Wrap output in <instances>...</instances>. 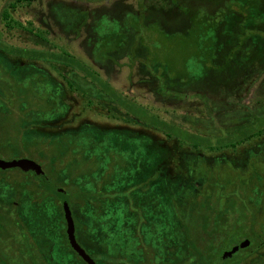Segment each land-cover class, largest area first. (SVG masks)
I'll return each instance as SVG.
<instances>
[{"label":"rangeland","instance_id":"1","mask_svg":"<svg viewBox=\"0 0 264 264\" xmlns=\"http://www.w3.org/2000/svg\"><path fill=\"white\" fill-rule=\"evenodd\" d=\"M14 1L0 0L1 40L22 48L68 52L99 71L121 96L124 95L123 100L140 108V111L131 110L132 115L129 117L119 115L120 118H113L111 115H115L116 110L112 105L118 106L122 111L120 113L124 114L129 109L126 111L107 96L100 98L105 100L101 102L96 98L93 101L96 107H87V97L71 92L66 83L69 81H65L64 76L78 79L80 92L86 88L96 92L98 87L92 85L91 80L88 82L89 79H84L81 72L56 64L60 68L58 70L43 59L30 61L7 54L5 60L8 65H13L11 68L20 72L11 76L0 72V159H31L43 168L47 177L51 176L50 172L53 176L62 172V187L72 195L71 211L76 239L96 264H187L186 258L180 260L181 254L176 248L180 244L179 250H185L187 245L183 244L188 240L199 248L205 243L214 248L215 244L221 242L215 250L218 254L214 260L216 264H232L238 256L243 255L239 264H264V135L261 139L241 143L235 148L198 151L187 145L180 146L178 141L169 140L163 132L141 125L150 116L158 114L188 130L193 127L205 129L212 125L209 115L213 114L214 122L225 127L238 120L236 117L230 118L233 113L231 110L243 115V123L247 112L264 109V59L252 58L245 69L233 70L223 79L205 85L207 106L199 97H194L197 92L195 88L186 90L184 100L172 99L161 94L162 83L158 76L149 73L138 61L130 66V39L117 52L113 51L112 60L98 65L92 57V52L97 50V45L103 39L113 34L112 40L116 41V34L121 30V20L110 17L106 11L117 13L120 9H126L136 12L137 0H36L31 4L17 3L15 9L9 10L10 18L4 21L3 10ZM177 2L181 7L190 6L188 0ZM54 8L65 18L74 15L76 9L83 15L77 22L76 18L70 22H58V14L55 11L54 16L50 13ZM144 9L146 21L158 20L166 30L172 31L186 22L179 7L171 0H144ZM6 22L11 28L6 26ZM155 26L147 28L153 37L157 35ZM94 30L97 32L96 38L90 39ZM169 35H162L164 41L158 42L157 55L145 52L144 58L151 62V67L160 75V79L164 76L173 79L176 76L173 74H177L175 71L184 66H187L189 73L198 74L200 67L197 64L190 71L192 60L189 57V40H184L177 32ZM41 37L44 41H40ZM1 51L0 56L3 55ZM29 63L35 67L31 68ZM28 69H33V74H29ZM43 74L48 75L50 82L47 78L42 82ZM211 107L216 109L212 110ZM107 109H110L111 115ZM124 117L128 118L129 123ZM206 118L209 122H206ZM87 128L109 132L119 130L129 135L123 137L128 149L121 152L127 157L130 149L138 154L139 143L134 137H145L149 140L151 154H160V158H150L149 167L143 172L140 159L132 157L130 152L129 160L115 154L107 139L96 142L93 133L86 131ZM78 130L81 131L75 136V142L71 143L79 148V152L81 150L82 157L74 163L71 157L74 154L65 150L67 169L65 163L61 168L62 161L59 163L46 159L47 148L39 149L36 140H32L40 135H57L61 138L62 133L66 135ZM27 142L32 145L26 146ZM56 148L59 149V146L49 147L50 151H56ZM107 149L112 153L109 166L105 168L102 157L106 158L104 154ZM84 155L91 159L88 160ZM161 165L164 173L159 171ZM101 169L102 172L106 169V181L99 178ZM47 170H50L49 174ZM6 174L14 176L12 188L16 193L28 194L32 190L27 181L23 186L19 184L21 187L16 185L17 178L23 176L18 169H0V196L12 192L6 177L11 180ZM51 186L54 187L50 184V192L53 189ZM87 193L95 195L93 202L80 196ZM209 203L216 204L217 211L228 216L230 234H220L215 244L202 238L206 237V233L201 214H208ZM43 204L50 215V232L56 228L53 238L57 243L56 257H63L66 264H84L65 243L56 198L50 196V201ZM229 205H234L232 211ZM34 206L26 204L29 210ZM8 209L11 208L5 202H0V240L7 238L3 230L15 225ZM236 219H239L237 225L234 224ZM244 229L250 234L251 246L237 250L228 260L221 259L224 251L243 240ZM257 234L259 237L254 238ZM17 261L25 263V260ZM6 263L13 264L9 261ZM30 263L39 264L36 259Z\"/></svg>","mask_w":264,"mask_h":264},{"label":"trees","instance_id":"2","mask_svg":"<svg viewBox=\"0 0 264 264\" xmlns=\"http://www.w3.org/2000/svg\"><path fill=\"white\" fill-rule=\"evenodd\" d=\"M36 0H15L14 2L10 3L2 13V19L5 21L9 19V10H13L16 8L17 3H25V4H31ZM87 1V0H84ZM93 1V0H90ZM137 10L136 12H132L130 10L126 9H120L117 13H113L112 11L108 10L106 11L108 14H110V17H116L121 20V30L118 34H116L117 38L116 41L112 40L113 34L109 35V37H106V39H103L100 45H97V50L95 49L94 52H92V57L98 65H101L105 62H107L108 59L112 60L111 55L113 54V51L117 52L119 47H122L123 43L128 42L129 39L131 40L129 45V60H130V66H132L135 62H140V65L142 67H145V69L149 73H154V76H158V80L161 85V94L172 99H179L184 100L186 98V90L188 88H195L197 89L196 94H194V97H199L203 103L207 106V99L205 97V92L207 89L204 88V86L209 85L213 83V81L223 79L224 76L230 74L233 70H243L245 69V66L247 63H250L252 58L254 60L256 59H264L263 56V50L264 49V0H188L190 1V6H184L181 7L177 0H171L172 3L179 7L181 14L183 18L186 19V22L170 31L166 30L161 26L159 21H146L145 19V9H144V0H137ZM58 14L57 21L62 22H70L73 19L77 21L80 16L83 14H79V10H74L75 14L70 16L69 18H65L62 14H60L59 11H57V8H54V10H51V14L54 16L55 12ZM78 14V15H77ZM75 15H77L75 17ZM96 18V16H93ZM84 21V20H83ZM5 23V22H4ZM76 24V23H73ZM155 28L157 30V35L155 37L151 36L149 32L147 31L148 27L151 28L152 25H155ZM6 26L11 28V25L9 22H6ZM179 33L181 34L185 40L187 38L190 43V59L192 60L190 62V71L192 66H195L197 64L200 67V70L198 74L189 73L187 66H184L183 68L180 67L179 70H176L175 72L177 74L174 76L173 79H166L164 76L162 79L159 78V74H157L154 69L151 67V62L149 60H146L143 56L145 52H150L154 55H157V50L159 48V41L163 42L165 35L170 36L169 34L172 33ZM94 35L91 38H96V30H94ZM159 34V35H158ZM36 35V34H35ZM163 35V36H162ZM1 36V34H0ZM37 36V35H36ZM186 36V37H185ZM158 37V38H157ZM156 38V39H153ZM112 40V42H111ZM183 40V41H184ZM40 41H44V39L41 37ZM95 41V40H94ZM92 40L93 44H96ZM262 46V47H261ZM0 48L2 49V54L0 56V72L3 75L11 76L14 73H18L17 69L13 70L11 68L13 65H8V62L5 60V57L7 54L21 58V59H28L30 61L32 60H42L47 63H52L56 69H60L56 64H60L59 66H64L65 69H72L74 71H79L84 75V79H89L92 85H96L98 89L95 91H91L90 88H86L85 91H79L77 84L78 79H74V77L71 76V79H68L67 76H64V79L69 81L67 83V86L69 87L70 91L73 93H76V95H79L80 97H87V107H96L93 105V101L96 100V98L101 102L105 101L104 98L100 99L102 97H110L113 99V101L119 103L120 107L125 109L127 112L120 113L121 109L118 108L115 104L112 105L113 109L116 110L115 115H111L110 109H107L108 114H110L113 118H120L119 115L123 116H131L130 114L131 110H137L140 111V108L138 105L129 102L127 100L122 99V95L118 93L117 90H115L114 87H112L108 80L103 78L99 71L95 70L93 67L91 68L89 64L85 63L84 61L80 60V58H77L76 56L66 53V52H58V51H52L47 49H41V48H22L17 47L8 44L7 42L0 39ZM139 52V54H137ZM262 52V53H261ZM48 56H43V55ZM4 56V57H3ZM188 57V58H189ZM71 58V59H70ZM7 62V63H6ZM35 62V61H33ZM29 66L35 67L33 63H29ZM29 74H33V69L29 71L27 70ZM26 74V72H25ZM19 76V75H18ZM45 74H43V81H46L45 78H47ZM47 80L50 82V80L47 78ZM107 80V81H106ZM76 84V85H75ZM113 94V95H111ZM107 96V97H106ZM121 97V98H120ZM117 99L118 101L114 100ZM122 102V104H121ZM103 104V103H101ZM262 104V103H261ZM264 106V105H262ZM210 109L214 110L216 109L214 107H211ZM231 113V117L238 118L237 121H233L231 125L228 126H221V123L217 125L213 120L212 117L213 114L209 115V121L211 120L212 125L205 128H194L191 130L182 128L176 124H173L163 118H161L158 114H155L153 116L149 117V120L144 121L145 124H141L143 126H149L152 127L155 130L163 132L169 140H176L179 142L180 146L187 145L189 148H192L194 150H210V151H221L223 149L227 148H235L237 145L249 142L254 139H261V137L264 135V109L257 110L255 109L250 110L247 112V114L244 115L245 120L242 123V116L237 112ZM122 112V111H121ZM124 112V111H123ZM210 112H208L209 114ZM249 113V114H248ZM206 114V115H208ZM127 117H124L126 121H128ZM152 118V119H150ZM208 118V117H207ZM205 119L206 122H209ZM135 119V118H134ZM136 122V121H135ZM148 124H147V123ZM129 123V121H128ZM210 124V123H209ZM81 130H78L77 132L67 133L66 135L63 134L61 138H59L57 135L52 137H46L45 135H40L41 137L33 138L32 140H36L37 147L39 149H46L48 153V160L51 161H59V163L62 161V167H64L65 163V169H67V162L68 159L65 156V150L71 151L72 154H74L73 161L76 162L79 160L81 155V150L79 152V148L75 147L71 142H75V136L80 132ZM86 131H90L93 133V137L96 139V142L99 143L102 142V140L107 139L110 143V148L114 151L115 154H119L124 159H126V154L123 155L121 152H124L126 149V143L124 142L123 137L129 136L125 134L124 132H109V131H94L92 129H86ZM111 134V135H110ZM109 135V136H107ZM66 136V138L64 137ZM106 136V137H105ZM131 137V136H130ZM49 138V139H47ZM136 138L138 141V147H137V153L134 154V152L130 149L129 152L132 153V157L140 159V162L143 164V172L146 170V168L149 167L150 158L158 159L160 158V154L154 155L151 154V149L148 148V142L149 140L145 137L142 138ZM48 142V143H47ZM31 143L27 142L26 146H31ZM56 145L59 146V149L56 151H50L49 147ZM66 146V147H64ZM136 149V148H135ZM128 152L127 160L131 158L130 154ZM112 151L107 149L104 156L102 157L104 159V165L105 168L109 166V160L110 155ZM155 156V157H151ZM86 156V155H84ZM70 157V156H68ZM88 160L91 159L90 156H86ZM151 159V160H152ZM66 160V161H65ZM44 161V160H43ZM46 161V160H45ZM65 161V162H64ZM162 166V165H161ZM6 171V170H4ZM63 171V170H62ZM161 173L164 171L163 166L159 169ZM48 172V170H47ZM50 172V170H49ZM48 172V174H49ZM60 175L53 176V174L50 172L49 178V186L52 184L54 187L51 186L52 191L50 192L53 197L56 198L58 201V208L60 210L61 214V224H62V235L65 240V243L67 246L77 255L79 259L83 261L82 258L72 249V247L69 245V243L66 240V233H65V223H64V217H63V206L67 205L71 208L72 202V195H70L67 190L62 187L63 186V177L62 172H59ZM98 173H101L99 178H102L104 181H106L105 174L106 169L102 172L99 171ZM164 173V172H163ZM109 174V173H108ZM9 181L6 178V181H8L11 188L13 186L12 182L14 183V178L9 176ZM19 179V178H18ZM17 179V184L19 185V180ZM3 180V178H2ZM52 181V182H50ZM159 182H157L158 184ZM19 187H21L19 185ZM59 188L64 190H59ZM173 190V188H172ZM167 193V192H166ZM68 196V197H67ZM80 196L82 198H86L87 201L93 202L94 194H83ZM193 196H199V194ZM60 197H64L65 199H62ZM202 198V197H201ZM43 198L37 199V202L34 203V209L33 213L38 216V213H45V222L41 228V231L39 232V237L46 236L49 238V244L45 243L43 246H48L49 248H52V252L49 257H46V259L41 262L37 260V263L42 264H66L63 261V257H56L55 250H57V243L55 244L54 237L56 235V228L53 232H50L48 230L51 225L48 223L50 222V215L48 214L46 208V205L43 204ZM50 201V200H49ZM192 201V198L190 197V202ZM28 204L27 202H25ZM42 203V204H41ZM205 206V205H204ZM234 206V205H233ZM232 205H229V209L232 211L233 207ZM212 207L216 208V204L209 203L208 207V214H201L202 220L204 221L203 229H205L206 237H202L204 240L207 238L209 241H213L215 244L216 238L218 236H227L229 233L228 230V216H225V213L218 212L217 208L213 209ZM191 208V207H190ZM217 211V212H216ZM30 213V211H28ZM31 218H34L35 216L31 215ZM215 215V216H214ZM30 216H27L30 217ZM240 219V218H239ZM239 219L234 221V224H238ZM33 227H36L37 221L35 224V220L33 221ZM46 223V227H45ZM49 224V226H48ZM227 228V229H226ZM51 229V228H50ZM242 229V227H241ZM245 230V229H244ZM242 231L244 237L241 239H249L251 240L250 234L245 231ZM221 234V235H220ZM38 235V233H37ZM250 237V238H249ZM259 237L254 236V238ZM188 243V244H187ZM221 243V242H220ZM219 243V244H220ZM47 244V245H46ZM209 244V243H208ZM215 244V247L212 248L210 245L207 246V244H201V247H197L191 240L184 242L183 245H187L185 250H179V246L177 245V250L180 252L181 256H179L183 260V258H186L188 260L187 262L190 264H216L214 261L218 254L215 252L217 247L219 246ZM252 244V243H251ZM248 245L244 249H248L250 246ZM179 247V248H178ZM184 249V246H183ZM184 254L182 255V253ZM186 252V253H185ZM2 257L0 259L7 260L6 262H11L10 258L4 257L5 253H1ZM0 254V255H1ZM217 255V256H216ZM243 256H238L237 260H235L232 264H239V262L244 258ZM230 257V256H229ZM221 258V257H220ZM226 259V258H225ZM229 258L227 257V260ZM225 261V260H224ZM84 262V261H83ZM183 263V262H182ZM181 263V264H182ZM187 263V264H188ZM10 264V263H9ZM13 264H16L14 261ZM84 264H86L84 262ZM96 264V262H95Z\"/></svg>","mask_w":264,"mask_h":264},{"label":"flooded vegetation","instance_id":"3","mask_svg":"<svg viewBox=\"0 0 264 264\" xmlns=\"http://www.w3.org/2000/svg\"><path fill=\"white\" fill-rule=\"evenodd\" d=\"M14 168L18 169L19 172L23 175L22 178L19 179L20 181L19 184L23 186L24 184H26L27 181L29 184H31L30 189L32 190H30L28 194H24V193L18 194L12 188V192L5 193L6 196L4 194L0 196V202H5L7 207L11 208L8 209L11 211L8 214L12 216V219H14V224H15L9 230L6 231L3 230V234L5 236L7 235V238L5 240H0V254L5 253L4 257L8 256L7 258H10L11 262L13 263L15 261L16 264H20L17 260H23V261L25 260L24 261L25 263H21V264H31L30 261L34 258H36L40 262L42 260L44 263L46 257H49L52 252V248H49L48 246L47 247L43 246L45 245V243L49 244V238H47L46 236L39 237V232L41 231V228L45 222V213L39 212L38 216H36L33 213L34 207L30 208L29 210V208H26L25 202H27L28 204H34L37 202V199H41V198L44 199L43 202L44 201L48 202L50 200V196H52L48 188L49 178L47 177L42 167L41 169L47 177V182L44 185L41 184L40 181L35 177L34 172L32 171L23 172L19 167H14ZM8 169H4V170L7 171ZM7 176L9 177V174ZM11 177L13 178L14 176ZM22 179L25 180V183L23 182ZM28 211H30V213L32 212L31 215L35 217L31 218L30 213ZM27 216L30 217L27 218ZM34 220H35V224L37 221L36 227H33ZM45 227H46V223H45ZM65 229H66V223H65ZM15 239H17L18 241H15ZM66 240H67V235H66ZM1 257L2 254L0 255V258ZM7 260L0 259V264L3 263L7 264L6 263Z\"/></svg>","mask_w":264,"mask_h":264},{"label":"water","instance_id":"4","mask_svg":"<svg viewBox=\"0 0 264 264\" xmlns=\"http://www.w3.org/2000/svg\"><path fill=\"white\" fill-rule=\"evenodd\" d=\"M19 167L23 172L32 171L34 172L35 177L40 181L41 184H46L47 177L42 171L39 164L31 159H16L6 161L0 159V169H8ZM63 217L66 223V235L67 240L72 247V249L86 262V264H95V260L84 250V248L78 243L75 236V223L72 216V212L69 206H63ZM250 244L249 239H243L238 244L232 246L229 250H226L221 255V259H225L235 253L237 250L241 248H245Z\"/></svg>","mask_w":264,"mask_h":264}]
</instances>
